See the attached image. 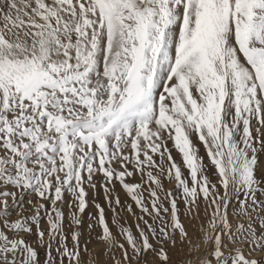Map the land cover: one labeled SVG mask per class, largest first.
Listing matches in <instances>:
<instances>
[{
	"label": "snow or ice",
	"instance_id": "snow-or-ice-1",
	"mask_svg": "<svg viewBox=\"0 0 264 264\" xmlns=\"http://www.w3.org/2000/svg\"><path fill=\"white\" fill-rule=\"evenodd\" d=\"M0 264H264V0H0Z\"/></svg>",
	"mask_w": 264,
	"mask_h": 264
},
{
	"label": "rangeland",
	"instance_id": "rangeland-1",
	"mask_svg": "<svg viewBox=\"0 0 264 264\" xmlns=\"http://www.w3.org/2000/svg\"><path fill=\"white\" fill-rule=\"evenodd\" d=\"M100 202L103 203V196L102 195L100 197ZM90 211H95V210L94 209H90ZM108 215L111 216V213H108ZM128 220H129V222H131L132 221V217H128ZM86 223H87V221H86Z\"/></svg>",
	"mask_w": 264,
	"mask_h": 264
}]
</instances>
